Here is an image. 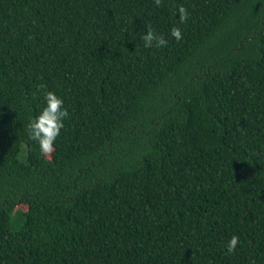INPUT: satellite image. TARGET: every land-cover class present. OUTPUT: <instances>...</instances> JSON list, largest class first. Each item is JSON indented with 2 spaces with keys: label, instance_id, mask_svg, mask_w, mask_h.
<instances>
[{
  "label": "trees",
  "instance_id": "16d2710c",
  "mask_svg": "<svg viewBox=\"0 0 264 264\" xmlns=\"http://www.w3.org/2000/svg\"><path fill=\"white\" fill-rule=\"evenodd\" d=\"M0 264H264V0H0Z\"/></svg>",
  "mask_w": 264,
  "mask_h": 264
},
{
  "label": "clouds",
  "instance_id": "9594fccd",
  "mask_svg": "<svg viewBox=\"0 0 264 264\" xmlns=\"http://www.w3.org/2000/svg\"><path fill=\"white\" fill-rule=\"evenodd\" d=\"M154 4L160 7L162 0H154ZM179 22L186 23L189 19L188 10L180 5L177 9ZM170 36L176 41L182 39V32L179 27H172ZM145 48H163L168 44V40L160 33L154 31L151 26L148 27L146 34L142 36ZM46 86L41 84L38 89L43 92L45 106L41 112L31 118L27 124L29 138L36 141L39 145L42 155L50 157L54 152V144L61 130L64 128V121L69 113L64 107L63 100L52 91H45ZM239 237L233 235L226 245V253L232 254L239 244Z\"/></svg>",
  "mask_w": 264,
  "mask_h": 264
},
{
  "label": "rangeland",
  "instance_id": "374dc122",
  "mask_svg": "<svg viewBox=\"0 0 264 264\" xmlns=\"http://www.w3.org/2000/svg\"><path fill=\"white\" fill-rule=\"evenodd\" d=\"M15 227H17V225L14 224Z\"/></svg>",
  "mask_w": 264,
  "mask_h": 264
}]
</instances>
